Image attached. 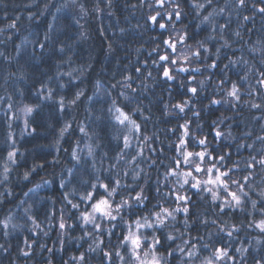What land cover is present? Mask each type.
Here are the masks:
<instances>
[{"label": "trees", "instance_id": "obj_1", "mask_svg": "<svg viewBox=\"0 0 264 264\" xmlns=\"http://www.w3.org/2000/svg\"><path fill=\"white\" fill-rule=\"evenodd\" d=\"M259 8H264L261 0H245L244 7L238 0L210 5L164 0L162 6L160 0H0V264H136L121 243L129 225L135 231L136 220H151L161 208L183 207L177 194L189 198L187 217L176 213L175 221L169 219L154 233L140 229L146 243L152 234L163 241L158 246L162 264L187 261L188 249H177L184 240L189 248L197 246L187 264L209 259L264 264V232L254 226L264 219V165L253 161L264 158V85L258 83L264 78V13ZM162 55L169 59L161 61ZM164 68L173 79L163 76ZM233 86L239 100L229 95ZM48 90L51 99L45 98ZM77 93H82L79 99ZM177 104L185 105L183 113ZM25 106L34 109L30 115ZM117 107L139 131L116 123ZM125 136L131 144L127 149ZM202 139L205 145L198 143ZM187 152L208 153L203 161L189 158L201 172L194 171L195 163L184 162ZM213 166L229 173L223 180L230 191L240 195L242 185L248 192L243 211H221L231 197L203 183ZM187 171L202 182L199 189L191 187L192 176L183 175ZM115 180L120 187L113 207L122 200L131 207L114 221L97 217V230L82 219L92 209L81 197L93 191V183L98 185L94 198L106 196L99 183L112 186ZM209 188L218 192L216 200ZM137 194L146 199L138 203ZM168 234L177 239L167 241ZM217 249H227L232 259H215Z\"/></svg>", "mask_w": 264, "mask_h": 264}, {"label": "snow or ice", "instance_id": "obj_2", "mask_svg": "<svg viewBox=\"0 0 264 264\" xmlns=\"http://www.w3.org/2000/svg\"><path fill=\"white\" fill-rule=\"evenodd\" d=\"M164 0H160V4L161 6L163 5ZM207 3L210 5L212 3V0H207ZM261 3H264V0H261ZM194 8L197 9H202L204 8L203 4H199V3H193L192 5ZM238 6L239 7H244L245 6V0H238ZM178 7V6H177ZM224 11L223 8L220 9V12L222 13ZM259 12L264 13V8H259L258 9ZM159 15V13L157 14ZM169 19L172 18L171 14H169ZM175 18L177 20L181 19V13L179 10L175 11ZM245 20H248L249 18L247 16L244 17ZM150 20L153 23L157 22V16H152L150 17ZM204 20L207 21L208 17H204ZM11 27H15V25H11ZM159 27L161 29H164L166 27V25L164 23H160ZM221 31H223L225 25H221ZM237 35H239V33H237ZM183 41V38H181V42ZM165 44H168L169 48H175V45L173 43H170L169 41H164ZM41 48L44 47L43 44L40 45ZM62 51V49H61ZM205 51H207V49H205ZM194 55H196L197 57L200 55L199 52L194 53ZM159 59L161 61H167L169 58L168 56H160ZM177 61L176 60H172L171 63L175 64ZM211 67H216L215 64H212ZM180 71H186L187 69H179ZM137 71H139V69H137ZM163 76L165 78H167L168 80L173 79V76L170 74L169 69L168 68H164L163 71ZM261 76L264 77V73H261ZM258 83L264 85V78L260 79L258 81ZM61 87H63V85H61ZM190 92H192L193 94L196 93V89L195 88H190L189 89ZM238 89H236L235 86H233V90L232 92L229 93V95L233 96L235 99L239 100V96H238ZM41 95H44V89H41ZM51 90H48L47 95L45 98L47 99H51ZM82 95V93H77L76 99H79V96ZM75 101H73L74 103ZM213 104L219 103L218 101H212ZM187 104V101H185V105ZM185 105H181V104H177L175 105V107L179 110V112L183 113L185 110ZM59 106H60V110L63 111L64 109V100L63 98L60 99L59 101ZM252 107L254 108H259L260 105L259 104H253ZM33 108L32 107H28L25 106L24 111L27 114H31L33 112ZM110 112H112V109H109ZM114 119L116 121V123L120 124V125H131V128L135 131H139V125L135 122V120H133L128 114H126L122 109H120L119 107L115 108V116ZM71 127L70 124L65 125V127L63 129H61V136H63L64 132H66L69 128ZM81 133H85V129L83 127L80 128ZM185 135H187V133H185ZM217 136H220L221 133L217 132L216 133ZM264 139V138H261ZM124 140V148L127 149L129 147H131V144L129 142V139L127 136H125L123 138ZM199 144L201 145H205L206 141L205 140H199L198 141ZM181 144H184V140H181ZM141 155L143 154L142 152L140 153ZM92 155V151L91 148L89 149V156ZM208 155V153L206 152H197V153H191V152H187L184 153V162L185 163H195V161H190L189 158L195 156L198 157L200 161H203L205 156ZM15 157V152H9L8 153V158L10 160L13 161V163L15 162L14 160ZM119 158V157H118ZM73 159H77L78 161V157L76 156V153H73ZM220 161L224 160L223 156L219 157ZM253 161H255L256 163H259L260 165H264V158L260 159L259 161L255 160V157H253ZM79 162V161H78ZM177 166H179V162L177 163ZM248 167H253V164L250 163L248 165ZM203 169L201 168L199 163H195V168L194 171L195 172H201ZM8 169L5 168V172H7ZM216 173L213 176V173ZM171 175H177V173L175 171H172L170 173ZM207 174L209 175V179L207 181H204L203 183L206 185H213L216 188H222L225 192H227L228 196L231 197L230 201H225L224 205L221 206V211H224L225 207L231 208L233 210H240L243 211V204L245 203L243 197H248V192H245L243 190V186H240V195L237 194V192H233L229 190V185L226 181L223 180V177L228 176L229 173L228 172H220L219 168H215V166L208 168L207 169ZM183 175L185 177H189L192 176V172L191 171H187L184 172ZM28 178V173H25V179ZM193 179V183L191 184L192 188L195 189H199L200 185H201V181L197 180L196 177L192 176ZM247 177H245V181H247ZM97 180H99V178H97ZM184 184L188 183V180L185 179L183 181ZM233 183L239 184L238 181H233ZM63 186V185H61ZM97 183H93L91 185V188L93 189V191H90L87 193L86 196H82L81 200H88L90 201V207L92 209L91 212L89 213H82V219L84 221V223L86 224H93L94 227L99 230L101 225L99 223H96L97 217L102 218V219H109V220H116L117 216L119 215V213L121 212V210L125 207H131V205L129 204L128 200H122L119 204H117L115 207H113L112 204V200L115 197V195L117 194V190L120 187V181L119 180H115L113 182V185L110 186L107 183H99V187L102 188L104 190V192L107 194L106 196L101 195L99 198H94L95 197V190L97 189ZM209 192H211L213 200H216L218 198V192L209 188V189H205ZM134 199L138 202V203H142L143 199H146V197H143L140 194H137ZM175 199L177 201H181L183 202L184 206L183 207H177L173 210H169L168 208H161L160 211L156 212L154 217L150 220L148 217H143V223L141 222L140 219L136 220L135 223V228L136 230L133 231L132 230V226L129 225V231L128 234L126 236L123 237V240L121 241V243L123 245L129 246L130 247V254L131 257L136 260L138 262V264H162L163 261V257L158 255L159 252V247L158 246H162L163 245V241L155 234H152V238L150 242H147V237L146 236H142V234L140 233V229H151L153 230V233L163 229L164 227L167 226V222L168 220H176V213H184L185 217H187V214L189 212V208L187 207L188 204V200L189 198L183 195H175ZM69 204H71L72 202L69 200L68 201ZM256 201H252V207L256 208ZM235 206V207H233ZM73 208H78V205L73 204L72 205ZM115 213V214H114ZM185 223H187V220H185ZM254 226L259 229L261 232H264V219H261L259 222H255ZM5 227H7V225H5ZM59 227L61 229H63L65 227V224L63 222H61L59 224ZM234 230H238V229H234ZM228 236H232V231H229L227 233ZM165 239L167 241H175L177 239V237L168 234ZM190 241L188 240H184L183 241V247H181L180 245H177V249L179 250L180 253H184L185 249L187 248V261L192 260L196 255V244L195 243H191V247L189 248ZM206 247V246H205ZM143 249L142 255H141V250ZM237 251H240L239 249ZM246 251V250H245ZM175 254V250L172 251H168V257H172ZM25 255H27V253H25ZM106 257L109 256V253H105L104 254ZM116 255L118 257H120V253L117 252ZM214 257L215 259H221L223 257H228V259H232V257L228 256V250L227 249H217L214 252ZM81 260L84 259L83 256L80 257ZM121 259H123V257H121ZM181 259L183 260V257H181ZM187 261H184V264H187ZM207 264H213V260L209 259L207 261ZM257 264H260L259 261H257Z\"/></svg>", "mask_w": 264, "mask_h": 264}, {"label": "rangeland", "instance_id": "obj_3", "mask_svg": "<svg viewBox=\"0 0 264 264\" xmlns=\"http://www.w3.org/2000/svg\"><path fill=\"white\" fill-rule=\"evenodd\" d=\"M208 179H209V178H208ZM208 179H207V180H208ZM205 185H206V184H205ZM206 186H207V187H214V188H215V186H213V185H206ZM132 230H133V229H132ZM133 231H134V230H133ZM126 249H127V251H128V252H126V253H127V255L129 256V250H130V247L128 246ZM141 255H142V252H141ZM133 262H136V264H138V262H137L136 260H134V259H133Z\"/></svg>", "mask_w": 264, "mask_h": 264}]
</instances>
